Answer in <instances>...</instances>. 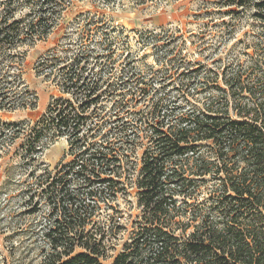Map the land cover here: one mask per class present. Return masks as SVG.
<instances>
[{"label": "trees", "instance_id": "obj_1", "mask_svg": "<svg viewBox=\"0 0 264 264\" xmlns=\"http://www.w3.org/2000/svg\"><path fill=\"white\" fill-rule=\"evenodd\" d=\"M0 1L1 56L47 39L82 0ZM227 1L225 8L240 9L228 14L252 7L254 18L264 23V0ZM19 10L28 14L17 17ZM95 25L87 26L84 38L99 31ZM104 36V51H110L116 43L109 32ZM144 37L153 38L154 47L162 40ZM92 54L84 50L61 69L62 97L34 126L13 127L27 135L35 155L60 137L68 141L70 160L56 166L55 173L45 169L37 186L49 208L44 238L50 251L42 264H104L109 247L125 234L129 241L113 264H264V59L250 72H223L225 81L215 70L193 69L189 61L175 68L173 59L172 68L165 62L151 78L133 67L117 84L97 72L91 75ZM156 78L159 88L151 84ZM216 80L226 87H217ZM11 82L5 79L3 88L10 90ZM212 85L219 95H206L202 104L189 101L212 92ZM166 88L177 92L173 101L167 93L158 96ZM8 92H0L3 102ZM28 94L15 101L18 107L29 105ZM108 96L115 98L109 123L97 114ZM177 97L186 103L178 104ZM142 101L143 109H135ZM9 127L0 129V140L7 139L4 128ZM112 132L115 140L109 138ZM128 188L141 210L138 221L123 224L118 211L105 222L97 220L104 205L114 211L111 201L131 194Z\"/></svg>", "mask_w": 264, "mask_h": 264}, {"label": "rangeland", "instance_id": "obj_2", "mask_svg": "<svg viewBox=\"0 0 264 264\" xmlns=\"http://www.w3.org/2000/svg\"><path fill=\"white\" fill-rule=\"evenodd\" d=\"M141 1H77L47 39L30 46H20L0 56V92L9 91L10 94L8 100L3 102L0 99V109H3L0 110V129L10 126L4 128L7 139L0 140V264H42L44 255L50 251V245L44 238L49 208L38 193L37 186L45 169L55 173L56 166L70 160L67 156L68 141L60 137L42 154L35 155L29 152L27 135L17 134L13 127L20 124L34 126L50 104L62 97L59 83L61 69L71 64L79 53L93 51L88 65L91 75L97 72L104 80L110 79V83L117 84L119 76L125 77L132 69L135 71L133 67L151 78L165 67V62H169L172 68L173 59L175 68L182 60L189 61L193 69L204 66L206 70H215L224 81L225 73L237 70L250 72L258 59H264V37L261 36L264 23L254 18L252 7L237 15L228 14L229 10L240 9L225 8L227 0H147L143 5ZM3 12L0 6V13ZM27 14L28 10H19L17 17ZM93 22L99 31L87 40L83 36L88 31L87 26L92 27ZM114 28L118 29L115 34L111 33ZM106 31L116 43L110 51H104ZM145 35H157L162 40L154 47L153 38L146 39ZM143 41L150 45L143 47L140 44ZM111 61L116 64L114 69L108 66ZM97 62L98 67L95 66ZM4 78L12 81L10 90L3 88ZM159 83L157 78L151 81L157 88ZM215 85L220 89L226 87L220 80H216ZM215 85H212V92L200 93L195 98L190 96L189 101L202 104L207 101L206 95H219L221 90H216ZM171 90L166 88L158 96L167 93L173 101L177 92ZM26 92L30 94L26 97L29 105L18 107L20 104L15 101ZM177 100L178 104L187 101L182 98ZM114 102L115 98L111 96L100 101L97 114L106 116L107 123L114 113ZM8 103L18 108H9ZM143 104V101L136 104L135 109H143ZM109 138L115 140L116 136L112 132ZM141 154L140 150L139 156ZM128 189L130 195H119L117 200L111 201L114 211L107 209L106 202L107 206L98 211L97 220L105 222L108 215L118 211L123 215L121 223L127 226L131 222L136 223L141 210L134 191ZM32 194L37 196L30 203ZM35 203L39 204L38 209ZM128 238L125 234L109 247L104 264L114 263Z\"/></svg>", "mask_w": 264, "mask_h": 264}]
</instances>
